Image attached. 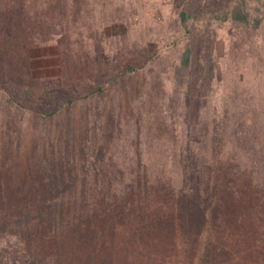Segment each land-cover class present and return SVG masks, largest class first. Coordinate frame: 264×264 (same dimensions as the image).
I'll return each mask as SVG.
<instances>
[{"label":"rangeland","instance_id":"1","mask_svg":"<svg viewBox=\"0 0 264 264\" xmlns=\"http://www.w3.org/2000/svg\"><path fill=\"white\" fill-rule=\"evenodd\" d=\"M0 264H264V0H0Z\"/></svg>","mask_w":264,"mask_h":264},{"label":"trees","instance_id":"2","mask_svg":"<svg viewBox=\"0 0 264 264\" xmlns=\"http://www.w3.org/2000/svg\"><path fill=\"white\" fill-rule=\"evenodd\" d=\"M250 17L251 15L249 14V12L244 11V9L240 7V5L234 7L231 11H227L223 14L224 21L231 19V20L238 21V22L245 23V24L254 23L255 27H258L261 24V20L260 21L259 20L255 21L252 19L250 20ZM191 18H192V15H189L186 12L181 13V21L184 24L186 31H189L188 22ZM190 55H191V51L187 50L185 57L183 59V62H182V67L185 69L190 67ZM127 71H128L127 73L134 74L137 72V68L130 67ZM200 181L201 179L199 177L198 182Z\"/></svg>","mask_w":264,"mask_h":264}]
</instances>
